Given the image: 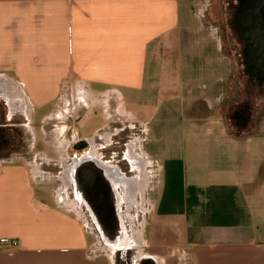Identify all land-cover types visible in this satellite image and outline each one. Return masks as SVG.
<instances>
[{
	"label": "crops",
	"instance_id": "1",
	"mask_svg": "<svg viewBox=\"0 0 264 264\" xmlns=\"http://www.w3.org/2000/svg\"><path fill=\"white\" fill-rule=\"evenodd\" d=\"M201 4L0 0V243H20L0 250V264H114L43 165L58 161L71 180L77 162L96 160L97 139L120 133V119L150 133L145 121L158 113L155 151L141 139L159 169L155 222L191 264H264V123L225 127L235 62L198 21ZM82 141L89 148L75 149ZM100 165L111 180L121 174Z\"/></svg>",
	"mask_w": 264,
	"mask_h": 264
},
{
	"label": "rangeland",
	"instance_id": "2",
	"mask_svg": "<svg viewBox=\"0 0 264 264\" xmlns=\"http://www.w3.org/2000/svg\"><path fill=\"white\" fill-rule=\"evenodd\" d=\"M206 13L199 16L200 22L209 23L215 31L218 38L224 41V52L229 54L235 62L233 70V86L237 85L231 100L225 103L224 107V124L232 133L239 132L237 129V121L232 120L233 114L239 111L246 103L250 105V123L257 121L258 124L264 123V94L258 91L245 92L246 76L244 75V66L241 47L238 46L235 30H230L227 26V11L222 0H201ZM204 8V9H205ZM143 97V96H141ZM153 112L149 110V114ZM160 113L157 117L146 120L151 132L146 133L145 127L138 125L129 127L134 124L133 121L120 119L115 125L120 133L114 136L108 142L104 139H97L95 147L89 149L97 162L108 167L117 168L123 175L124 182L117 183L120 187L121 204L120 216L124 224L125 233L129 238L128 249L122 251L117 244H109L102 240L98 234L95 222L89 217L88 212L81 199L79 198L75 185L72 180H67V174L60 170L59 162L56 168L53 166L43 168L49 175L42 176L45 181H50L49 188L57 191L63 202L70 207L69 210L80 214L87 226L88 232L91 234L90 244H95L101 248L99 254H107L112 258L114 264H118V260H127L128 264H136L135 261L142 256H154L163 260L166 264H191L192 258L189 255L187 260H183L180 252L185 247L175 241L174 233H170L166 224L155 222L154 212L156 201H159L160 175L158 167L145 154L141 139L146 138L145 148L148 152L155 151L157 136L156 125L159 124ZM132 122V123H131ZM136 122V121H134ZM128 123V125H127ZM93 126L83 125V132L90 133ZM115 128V127H114ZM110 130L112 128H109ZM144 135V136H143ZM259 138L264 139V129L261 131ZM152 140V144L151 141ZM158 146V144H157ZM156 146V148H157ZM70 156L74 154L82 155L79 151H69ZM40 164H44V160H39ZM164 178V177H163ZM113 243V242H112ZM94 247V245H93ZM119 250L120 255H119ZM180 250V251H179ZM190 254V253H189Z\"/></svg>",
	"mask_w": 264,
	"mask_h": 264
},
{
	"label": "flooded vegetation",
	"instance_id": "3",
	"mask_svg": "<svg viewBox=\"0 0 264 264\" xmlns=\"http://www.w3.org/2000/svg\"><path fill=\"white\" fill-rule=\"evenodd\" d=\"M227 11V26L230 30H235L238 46L241 47L242 64L244 66V75L246 76V92L258 91L264 94V0H222ZM250 105L245 104L233 114L232 120L237 121L238 125H247L250 120ZM78 146H76L77 148ZM109 173V172H108ZM110 174V173H109ZM112 178L121 179L124 182L122 174L112 175ZM120 183V182H119ZM120 183V184H122ZM119 187V186H118ZM120 189V187L118 188ZM120 194V190H118ZM115 204L117 201L112 197ZM83 203V202H82ZM89 217L95 222L94 216L84 204ZM96 226V230L102 240L108 243L120 244V238L123 236L121 228L114 232L105 230L102 226ZM127 230H125L126 232ZM119 250V255H120ZM118 264H128L127 260L119 259ZM136 264H158V260L149 256L139 257Z\"/></svg>",
	"mask_w": 264,
	"mask_h": 264
},
{
	"label": "water",
	"instance_id": "4",
	"mask_svg": "<svg viewBox=\"0 0 264 264\" xmlns=\"http://www.w3.org/2000/svg\"><path fill=\"white\" fill-rule=\"evenodd\" d=\"M88 148V143L82 141L75 149L83 151ZM70 178L79 198L94 216L97 226H102L110 232H114L118 227L121 228L123 236L120 238L121 245L118 248L122 251L127 250L129 238L120 216L121 195L113 186L103 166L94 159H82L71 169ZM112 197L116 199L117 204Z\"/></svg>",
	"mask_w": 264,
	"mask_h": 264
},
{
	"label": "built area",
	"instance_id": "5",
	"mask_svg": "<svg viewBox=\"0 0 264 264\" xmlns=\"http://www.w3.org/2000/svg\"><path fill=\"white\" fill-rule=\"evenodd\" d=\"M20 248V243L15 240L3 241L0 243V250L12 253Z\"/></svg>",
	"mask_w": 264,
	"mask_h": 264
},
{
	"label": "bare ground",
	"instance_id": "6",
	"mask_svg": "<svg viewBox=\"0 0 264 264\" xmlns=\"http://www.w3.org/2000/svg\"><path fill=\"white\" fill-rule=\"evenodd\" d=\"M103 169L105 170L107 176L109 177V174L107 173L106 169H105V168H103ZM110 180H111V178H110ZM116 180H117V182H116L115 180H111V182L113 183V186L115 187V189L118 188L117 183H119V182L122 183V182H121V179H116Z\"/></svg>",
	"mask_w": 264,
	"mask_h": 264
}]
</instances>
